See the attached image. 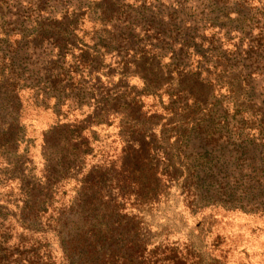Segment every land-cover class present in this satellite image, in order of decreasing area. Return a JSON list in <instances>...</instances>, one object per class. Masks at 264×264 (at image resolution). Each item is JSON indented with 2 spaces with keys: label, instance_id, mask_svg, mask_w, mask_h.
<instances>
[{
  "label": "rangeland",
  "instance_id": "obj_1",
  "mask_svg": "<svg viewBox=\"0 0 264 264\" xmlns=\"http://www.w3.org/2000/svg\"><path fill=\"white\" fill-rule=\"evenodd\" d=\"M88 1L82 0L83 3H91L92 8L101 4L102 9L108 11V4L103 1ZM92 13L74 21L78 26L75 34V44L79 43L77 49L72 51L67 45L65 50L62 49L65 55L62 59H58V51H53L47 58L51 63L61 61L67 69L73 62L71 56L76 57L81 46L93 47L96 37L101 38L102 27L92 22ZM218 32L221 34L214 39L218 36L223 39V50L229 51L236 42L235 39L230 40L234 35H230L228 40V36L218 29L203 33L209 40ZM206 42L209 41L200 43L198 40L196 43L206 49L209 47ZM96 50L103 54L99 48ZM121 55L106 52L102 59L91 64L93 69L90 73L78 68L76 73L63 76L60 79L63 83L55 90L50 86V82H54L50 81L51 71L46 75H30L43 81L42 96H38L40 102L37 103V96L32 91L25 89L20 93L17 109L9 101L6 88L0 84V131L8 129L9 134L4 137V141L10 143L7 150H17L19 157V169L15 171L9 168L3 171L5 165L0 159V206L10 215L3 229H6L9 250H28L35 242L38 244L34 247L40 250L47 240L53 261L58 264L62 256L59 242L71 239L76 246L78 235L82 236L81 232L94 224L97 218L100 222L131 221L134 229L128 235L121 233L125 241H131L129 249L124 248L122 253L141 255L147 244L150 264H264L263 212H249L251 209L247 204L241 206L246 210H229L231 208L206 200L192 202L194 191L189 164L193 155L191 148L183 142L189 123L202 118L203 110L196 115L191 109L185 112L177 109L172 113L165 110L169 96L184 97L178 93L184 88L196 95L208 107L207 110L218 108L223 115L218 117L221 126L227 123L228 131L239 133L236 128L242 129L239 123H245L239 137L232 138L230 143H225L223 138L219 144L243 142L246 145L252 140L251 136L256 138V126L260 125L259 129L264 132V78L249 77L248 72L231 58L224 70L221 67L209 69L207 65L203 67L202 75L197 77L194 73L200 71L202 60L194 55L186 60L180 58L183 62L180 68L167 58L162 59L161 64L149 57L137 60L130 69L136 71L134 76L126 78L122 75ZM230 64L233 67L229 68ZM182 68L186 70L181 72ZM94 71L99 74L90 76ZM143 77L150 92L142 96L141 110L135 113L129 104L135 94L143 92ZM201 80L205 81L203 85ZM250 82L255 84V95L259 97L256 101L248 98L247 83ZM25 85H30V81ZM69 86H73V91ZM116 93L122 97L120 102L111 101ZM53 96H57V100ZM106 97L110 101L107 110L119 109L118 114L109 112L108 116L96 117L102 107L98 103ZM181 103L183 100L176 101L175 105L181 107ZM19 127L23 136L16 137L15 129ZM226 128L220 131L222 136ZM137 131L141 132L140 135ZM19 137V143L15 144ZM230 152V149L224 150L228 160ZM145 161L146 169L134 172ZM124 163H128L131 170L123 168ZM56 171L59 176L56 174V182H50L48 191H35L28 199L38 209L44 201L40 210L46 212L30 225L42 230L39 225H46L45 218H58L62 214L57 230L62 232V239L52 231L43 236L22 229L23 224L15 215L16 206L22 208L25 200L22 201L18 191L20 182L9 180L11 175H18L24 180L22 189L26 190L32 183L42 181L43 176L55 175ZM126 171L133 172L137 184L124 185L123 177L128 175ZM155 172L159 183L151 177ZM52 183L55 188L50 189ZM235 205L236 202L229 204L230 207ZM111 209L118 211V219L108 218ZM71 222L76 223L74 228ZM94 228L97 229V225ZM78 252H81L79 247L75 249V253Z\"/></svg>",
  "mask_w": 264,
  "mask_h": 264
},
{
  "label": "trees",
  "instance_id": "obj_2",
  "mask_svg": "<svg viewBox=\"0 0 264 264\" xmlns=\"http://www.w3.org/2000/svg\"><path fill=\"white\" fill-rule=\"evenodd\" d=\"M101 1L108 4L107 12L102 9L101 4L92 8L91 3H83L82 0H0V84L8 91L9 101L14 108H18L20 93L25 89L32 91L37 96L35 98L37 103L40 102L38 96H42L43 81L40 78L37 79L36 76L32 78L30 75H41L42 73L46 75L51 71L52 80L50 81L54 82L53 84L50 82V86L55 90L57 85L63 83L60 80L63 76L76 73L78 68H84L90 73L93 67L91 64L97 59H102L106 52L123 54L120 63L122 75L126 78L134 76L136 71H130V69L137 60L149 57L157 59L161 64L162 59L167 58L172 65L180 68L183 65L180 58L186 60L190 55L198 56L202 60L199 64L200 71L194 73L197 77L202 75L204 66L208 65V68L213 70L221 67L224 70L232 59L238 67L248 72L249 77L256 75L264 78V0ZM86 2L89 1L86 0ZM89 13L93 14L92 22L99 23L102 27L101 38L96 37L97 41L93 47L80 45L82 48L78 50L76 57L71 56L73 62L67 69L61 61L54 62L55 65L51 63V59L47 58L53 54V51H58L57 57L62 59L65 57L62 49L65 50L67 45L72 48V51L77 49L76 46L79 43L75 44V34L78 26L74 24V21L77 22L79 18L82 19ZM209 29L223 31L224 35L228 36V40L230 35H234L230 40L235 39L236 42L229 51H224L223 39L219 36L214 39L221 32L206 40L207 36L203 32ZM103 36H106V39H102L105 38ZM198 40L200 43L209 41L206 42L209 47L203 49L200 44L196 43ZM97 48L103 54H98ZM52 65L54 68H51ZM230 67L233 66L230 64ZM185 70L182 68L181 72ZM95 74H99L98 71L89 75L94 76ZM28 80L30 85L26 87ZM142 80H144L143 92L135 94L133 102L129 104L134 108L135 113L141 110L142 96L150 92L149 86L145 84V78L143 77ZM200 83L203 85L205 81L201 80ZM247 84H249L248 98L256 101L259 97H256L258 94L255 95V84L251 82ZM69 87L70 91H73V86ZM178 93L184 97L171 94L166 111L172 113L171 111L179 109V112H185L191 109L196 115L203 110L202 118L191 120L184 142L182 141L191 148L193 155V160L189 164L191 185L194 191H191L192 202L206 200L213 204H222V207L228 209L231 208L229 210H246V207L241 206L247 204L246 206L251 209L249 212L264 213V132L259 129L260 125L255 127L258 130L256 138L251 136L252 140L246 145L243 142L221 145L218 142L223 138L226 140L225 143H230L232 138L239 137L245 123H239L242 129L236 128L239 133L228 131L227 123L224 122V126H221L222 123L218 117L223 115L218 108L212 111L207 110L208 107L196 95L184 88ZM53 98L57 100V96ZM121 99L122 97L116 93L111 101L120 102ZM180 100H183V104L181 103V107L176 106V101ZM109 102L106 97L103 102L98 103L102 107L96 113V117L104 114L108 116L109 112L118 114L119 109L107 110ZM224 128L226 131L222 136L220 131ZM15 132L16 137L23 136L20 134V127L15 129ZM137 132L140 135L141 132ZM8 134V129L0 131V159L5 165L3 171L8 168L15 171L19 169L18 151L9 152L7 150L6 146L10 143L5 142L4 137ZM19 141L20 137L16 139L15 144ZM227 149L231 151L230 160L224 154V150ZM122 167L127 168L126 170L132 168L128 167V163H124ZM146 167L145 161L134 172L143 171ZM126 172L128 175L123 177L124 185L137 184L133 178V172ZM56 174L58 175L57 171L55 175L43 176L42 181L40 179L37 183H32L26 190L22 189L24 180L18 175H11L9 180L20 182L18 191L22 201L25 200L22 208L19 209L16 206L15 215L23 224L21 227L24 231L32 234L41 233L43 236H47V233L52 231L56 233L57 238L62 239V232L57 231L61 225L62 214L58 215V218L53 216L45 218L46 225L43 226L42 223L39 225L42 230L34 229L30 225L34 221L37 222L39 215L46 212L40 210L45 204L44 201L40 203L41 207L38 205V209L34 208L35 203H30L28 199L33 196V192L47 190L50 182H56L59 176ZM157 174L155 172L151 177L154 182L159 183ZM52 188H55L54 183L50 189ZM233 202H236L235 207H230L229 204ZM5 211L6 209L0 206V264H57L53 261L49 246L46 245L47 240L40 250L39 247H34L38 244L37 242L28 250L18 248L14 250L15 252L9 250L8 236L6 229H3L10 215ZM117 212L116 209H111L108 218L116 219L119 217ZM94 221V224L88 225L81 232L82 236H77L76 246H73L71 239L59 242L62 256L58 264L151 263L146 254L147 244L144 245L141 255L132 256L125 252L122 253L124 248L129 249L128 245L131 241H125L121 233L125 232L124 234L128 235L134 229L131 221L125 223L100 222L97 218ZM70 225L74 228L76 223L71 222ZM96 225L97 229L94 228ZM52 227L54 229L51 230ZM103 229L105 232H102ZM93 232L96 233L95 236ZM77 247L81 250L78 254L75 253Z\"/></svg>",
  "mask_w": 264,
  "mask_h": 264
}]
</instances>
